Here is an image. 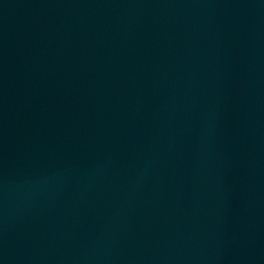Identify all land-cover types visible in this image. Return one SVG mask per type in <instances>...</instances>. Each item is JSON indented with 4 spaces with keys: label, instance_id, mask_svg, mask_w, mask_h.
Instances as JSON below:
<instances>
[{
    "label": "water",
    "instance_id": "obj_1",
    "mask_svg": "<svg viewBox=\"0 0 264 264\" xmlns=\"http://www.w3.org/2000/svg\"><path fill=\"white\" fill-rule=\"evenodd\" d=\"M0 264H264V0H0Z\"/></svg>",
    "mask_w": 264,
    "mask_h": 264
}]
</instances>
